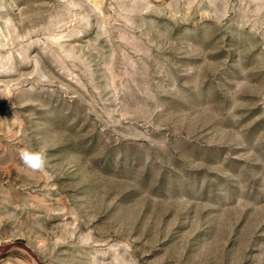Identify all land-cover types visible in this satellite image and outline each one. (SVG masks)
Here are the masks:
<instances>
[{
    "label": "rangeland",
    "instance_id": "374dc122",
    "mask_svg": "<svg viewBox=\"0 0 264 264\" xmlns=\"http://www.w3.org/2000/svg\"><path fill=\"white\" fill-rule=\"evenodd\" d=\"M0 264H264V0H0Z\"/></svg>",
    "mask_w": 264,
    "mask_h": 264
},
{
    "label": "clouds",
    "instance_id": "9594fccd",
    "mask_svg": "<svg viewBox=\"0 0 264 264\" xmlns=\"http://www.w3.org/2000/svg\"><path fill=\"white\" fill-rule=\"evenodd\" d=\"M20 158L25 166L33 170H43L46 164V157L41 152L22 149L20 151Z\"/></svg>",
    "mask_w": 264,
    "mask_h": 264
}]
</instances>
